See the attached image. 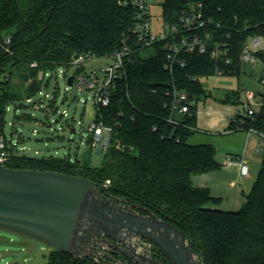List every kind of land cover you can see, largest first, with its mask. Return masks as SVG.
<instances>
[{"label": "trees", "instance_id": "trees-1", "mask_svg": "<svg viewBox=\"0 0 264 264\" xmlns=\"http://www.w3.org/2000/svg\"><path fill=\"white\" fill-rule=\"evenodd\" d=\"M137 1L0 0L2 136L8 105L22 98L31 100L47 84L45 74L69 65L78 55L109 57L124 46L130 50L110 89L109 106L95 108V120L113 130L99 167L82 164L79 159L71 163L28 157L13 146H7L10 155L4 166L88 179L108 195L148 209L182 229L204 264H264V155L239 211L207 207H219L221 199L207 188L194 187L191 177L220 169L215 148L188 142L195 132L196 107L189 116H176L177 124H173L168 121L169 102L173 88L199 101L205 95L199 79L213 76L217 64L208 54L183 53L184 66L176 65L169 72L164 68L167 41L154 44L152 55L140 56L132 33ZM197 4L217 26L216 38L229 45L232 63L222 69L226 75L240 76L243 43L249 37L264 36V0H163L162 20L178 24L184 10ZM261 102L253 117L239 118L247 131L264 138V99ZM236 128L234 119L229 129L234 132ZM47 264L86 263L52 251Z\"/></svg>", "mask_w": 264, "mask_h": 264}, {"label": "rangeland", "instance_id": "rangeland-1", "mask_svg": "<svg viewBox=\"0 0 264 264\" xmlns=\"http://www.w3.org/2000/svg\"><path fill=\"white\" fill-rule=\"evenodd\" d=\"M162 2L154 0L149 6L152 33L163 32ZM152 54L151 48L140 52L142 57ZM114 63L110 56L93 57L77 68H56L48 78L45 77L47 84L42 85L30 102L22 98L8 105L2 128L6 145L15 147L19 153L28 157H53L74 163L88 147V128L95 121L96 109L92 100L85 104L81 102L88 98V94L80 93L75 86H67L66 78L77 71L89 74L113 66ZM260 68L259 64H244L240 76L213 75L199 79L205 95L200 97L196 105L195 132L188 142L211 144L216 151L215 159L221 167L218 171L192 176L191 183L194 187L209 189L212 196L221 199L219 207L208 205L209 208L239 211L246 203V197L260 169L264 138L247 131L244 120L239 118L245 116L248 107L244 93L248 90H261L258 82ZM60 71L65 72L66 78ZM20 104L22 107H19ZM25 115L31 116V119L24 120ZM234 119L237 128L233 132L229 127ZM71 130L74 132L70 133ZM103 155L100 144L92 147L88 165L99 167ZM235 156L241 160L235 159ZM227 160L241 163L247 172L243 173L238 166H227ZM33 247L38 250L45 246L0 230V264L12 261L17 254L24 258L23 264H32L35 255Z\"/></svg>", "mask_w": 264, "mask_h": 264}, {"label": "water", "instance_id": "water-1", "mask_svg": "<svg viewBox=\"0 0 264 264\" xmlns=\"http://www.w3.org/2000/svg\"><path fill=\"white\" fill-rule=\"evenodd\" d=\"M72 79L68 77L67 86H72ZM90 151L88 146L80 155L82 164L89 162ZM118 202L123 201L82 177L10 169L0 164V230L46 247H33L32 264H47L52 251L86 264L103 258L118 264L112 255L120 249L119 244L126 247L123 256L130 264H167L164 258L169 264H204L182 229L160 220L148 209L135 207L144 211V216ZM125 237L144 239L156 248L163 261L138 253L125 244ZM95 246L105 253H98ZM23 263L24 258L17 254L5 264Z\"/></svg>", "mask_w": 264, "mask_h": 264}, {"label": "built area", "instance_id": "built-area-1", "mask_svg": "<svg viewBox=\"0 0 264 264\" xmlns=\"http://www.w3.org/2000/svg\"><path fill=\"white\" fill-rule=\"evenodd\" d=\"M154 0H139L135 3L137 7V22L132 30L134 42L141 51L151 48L154 44L167 41L168 54L165 70L171 72L176 65L184 66V60L181 58L183 53L199 55L208 54L217 65L214 70V75L224 76L226 71L221 66H228L232 63L230 58V48L227 42H222L216 38L214 30L217 28L212 19L203 11L200 4L191 5L184 10L180 16L178 24H170L163 22V32L152 33L150 30V16L149 6ZM10 39L5 40L8 45ZM130 50L127 46L122 47L121 50L115 52L112 57L115 61L113 66L107 67L103 70H97L89 74L74 73L72 75V86L82 94H88V100H92L95 108H107L110 104V89L119 72L124 66V62ZM95 57L91 53L78 55L72 62L61 68L80 67L85 61ZM240 59L242 64L260 65V72L258 82L261 86L259 92L246 91L244 93L247 102V109L245 116L253 117L256 111L261 107L262 99H264V36L249 37L242 45L240 52ZM62 75L65 72H61ZM50 73L44 75L47 78ZM66 78V76L64 75ZM66 78V84H67ZM193 80H196L194 77ZM47 97V95H46ZM27 102H30L28 100ZM198 101L189 98L185 92H179L173 88L170 92L169 102V119L168 121L177 124L174 120L176 116H189ZM252 132V131H251ZM90 148L100 144L103 151H106L110 146L111 136L113 130L110 126L104 124L102 121H94L88 128ZM264 147H261V149ZM7 145L5 138L0 135V164H4L9 159V152H7ZM227 166H238L243 173H246V168L241 163H235L232 160L225 162ZM108 183V182H107ZM25 262V260H24Z\"/></svg>", "mask_w": 264, "mask_h": 264}, {"label": "flooded vegetation", "instance_id": "flooded-vegetation-1", "mask_svg": "<svg viewBox=\"0 0 264 264\" xmlns=\"http://www.w3.org/2000/svg\"><path fill=\"white\" fill-rule=\"evenodd\" d=\"M112 197V196H111ZM115 199H120L117 197H113ZM123 202H118L119 205H126L129 207L134 208V210L140 214V215H144L145 216V212L142 211L141 209H135L136 205H134L133 203H130L129 201H126L125 199H120ZM124 236V235H123ZM126 236V235H125ZM100 239V238H99ZM125 241L126 245H130L132 247H134L136 249V251L140 254H146L147 256L152 257L155 260H158L159 262L163 261V258L161 257L160 253L157 252L156 248L149 244L148 242H146L144 239L138 238V237H132L131 239H127L126 237L124 239H122ZM45 248V247H44ZM119 250H117V253L112 255L114 257V259L116 261H118V264H130L123 256L124 253H126L125 251L127 250L126 247L122 244H119ZM37 249V247H36ZM93 249H95L98 253H105L102 249H100L98 246L93 247ZM125 249V250H124ZM122 254V255H121ZM103 258V255H101ZM164 261L169 264V261L164 258ZM95 264H111L109 263L107 260H105L104 258L102 260H96L94 261ZM93 262V263H94Z\"/></svg>", "mask_w": 264, "mask_h": 264}, {"label": "crops", "instance_id": "crops-1", "mask_svg": "<svg viewBox=\"0 0 264 264\" xmlns=\"http://www.w3.org/2000/svg\"><path fill=\"white\" fill-rule=\"evenodd\" d=\"M235 159H237V160H241V159L239 158V156H235Z\"/></svg>", "mask_w": 264, "mask_h": 264}]
</instances>
